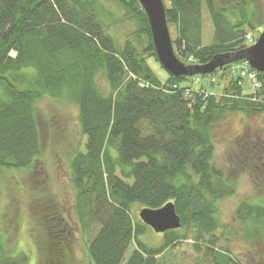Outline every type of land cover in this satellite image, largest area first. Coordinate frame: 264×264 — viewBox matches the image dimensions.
I'll return each mask as SVG.
<instances>
[{
    "label": "trees",
    "instance_id": "obj_1",
    "mask_svg": "<svg viewBox=\"0 0 264 264\" xmlns=\"http://www.w3.org/2000/svg\"><path fill=\"white\" fill-rule=\"evenodd\" d=\"M109 1L136 26L123 44L108 31L99 0H0V176L30 169L40 157L39 100H69L85 136L84 149L70 161L73 209L93 264H185L190 250L212 254L214 264H236L214 243L222 226L218 200L236 193V172L215 166L212 134L227 111L264 113V72L256 73L261 87L253 94L238 83L236 63L214 71L223 81L220 94H200L192 76L167 72L161 81L146 61L158 59L139 0ZM163 2L168 27L176 29L173 49L187 64L247 47L244 35L262 22L258 0ZM204 8L214 27L209 44L201 38ZM244 137L238 165L251 169L247 157L264 160V151ZM135 201L152 208L171 201L182 231L168 230L163 243L147 247L139 237L147 226L130 214ZM236 211L253 225L259 221L261 232L262 201L242 199ZM33 218L40 262L71 264L61 216L33 209ZM27 261V253H10L0 229V264Z\"/></svg>",
    "mask_w": 264,
    "mask_h": 264
},
{
    "label": "rangeland",
    "instance_id": "obj_2",
    "mask_svg": "<svg viewBox=\"0 0 264 264\" xmlns=\"http://www.w3.org/2000/svg\"><path fill=\"white\" fill-rule=\"evenodd\" d=\"M103 21L120 44L136 30L134 21L125 17L124 11L117 3L109 0H99ZM261 25L247 33L253 36V41L264 31V0H258ZM202 42L209 44L213 37L214 27L208 11H202ZM168 29L172 38L176 36L174 24ZM143 43L145 39L143 38ZM152 71L159 80L164 81L167 71L153 57L146 59ZM216 78L219 73L213 72ZM200 76V75H195ZM208 74H203L202 84L208 85ZM97 83L106 91L108 86L104 74L99 73ZM222 83L219 85L221 91ZM244 91L251 92L253 88L249 81L243 83ZM37 121L42 139V153L30 169L3 170L0 176V229L9 244L10 253H27V264H42L36 241L37 222L32 219L33 209L39 213L59 214L68 230L67 246L71 251V264H93L86 250V240L76 219L73 209L75 190L71 183L70 161L72 155L84 149L85 136L80 132L76 107L66 99L43 97L37 103ZM212 139L215 144L214 164L227 172L235 171L236 193L218 200L216 212L222 222L214 233V243L217 250H227L236 264H264V226L261 232L255 225L242 218L236 211L242 199L264 203V160L258 158L260 169L255 166L254 156L247 157L250 167L239 168L243 152L240 139L248 136L249 143L254 148L264 151V113L246 115L242 112L227 111L222 120L214 125ZM248 144V143H247ZM252 157V158H251ZM258 166V165H257ZM32 198H34L33 201ZM34 206V207H33ZM130 214L133 220L140 221L138 211L142 207L138 202L131 205ZM180 231L181 227H179ZM263 231V232H262ZM66 232H64L65 234ZM148 247H158L164 241L163 233H156L150 226L139 235ZM230 262V261H229ZM68 264V263H66ZM185 264H214L212 254L205 255L203 250H190Z\"/></svg>",
    "mask_w": 264,
    "mask_h": 264
},
{
    "label": "water",
    "instance_id": "obj_3",
    "mask_svg": "<svg viewBox=\"0 0 264 264\" xmlns=\"http://www.w3.org/2000/svg\"><path fill=\"white\" fill-rule=\"evenodd\" d=\"M139 3L146 13L147 20H149L151 38L157 59L168 73L176 77L212 74L215 70L222 69L224 65L242 60H246L248 65L256 71H264V31L259 34L254 43L247 47L214 54L211 60L205 63L187 64L177 58L173 49L163 0H139ZM138 216L146 226H150L156 233L175 230L182 225L180 216L175 211V205L171 201L156 208L142 207L138 211Z\"/></svg>",
    "mask_w": 264,
    "mask_h": 264
},
{
    "label": "built area",
    "instance_id": "obj_4",
    "mask_svg": "<svg viewBox=\"0 0 264 264\" xmlns=\"http://www.w3.org/2000/svg\"><path fill=\"white\" fill-rule=\"evenodd\" d=\"M245 36H246L247 40H251V36L249 34H246ZM235 70H236V72L240 78H242V79L245 78V79L249 80L252 83V87H255V88L261 87L260 82L257 79L255 70H252L248 66L246 61H243L242 63L237 65ZM197 90L200 94L203 93L205 96L212 94L211 92H208L203 88L197 89ZM254 99H258V98L253 97L252 100H254Z\"/></svg>",
    "mask_w": 264,
    "mask_h": 264
}]
</instances>
